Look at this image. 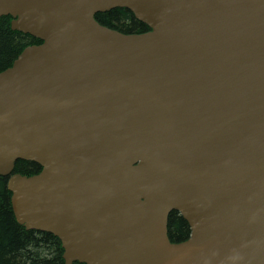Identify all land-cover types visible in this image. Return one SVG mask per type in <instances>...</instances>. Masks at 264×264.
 <instances>
[{
  "label": "water",
  "instance_id": "1",
  "mask_svg": "<svg viewBox=\"0 0 264 264\" xmlns=\"http://www.w3.org/2000/svg\"><path fill=\"white\" fill-rule=\"evenodd\" d=\"M117 8L149 31L96 21ZM3 17L42 41L0 73L19 225L65 264H264V0H0Z\"/></svg>",
  "mask_w": 264,
  "mask_h": 264
},
{
  "label": "trees",
  "instance_id": "2",
  "mask_svg": "<svg viewBox=\"0 0 264 264\" xmlns=\"http://www.w3.org/2000/svg\"><path fill=\"white\" fill-rule=\"evenodd\" d=\"M95 19L102 26L124 34H142L149 31L145 24L137 21L126 9L117 8L99 13ZM11 21V17L0 19V73L10 68L27 47L42 44L41 40L30 35L13 31ZM40 171L38 164L20 160L15 165L14 174L33 176ZM7 182L8 178L0 177V264H65L64 250L58 238L49 233L27 231L17 223ZM190 233V227L183 217L172 212L168 222L170 241H186Z\"/></svg>",
  "mask_w": 264,
  "mask_h": 264
}]
</instances>
